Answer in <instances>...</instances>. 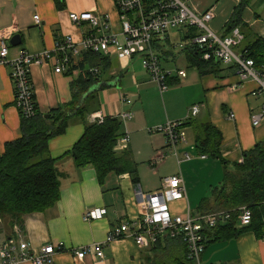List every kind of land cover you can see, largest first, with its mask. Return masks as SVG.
Returning a JSON list of instances; mask_svg holds the SVG:
<instances>
[{"label": "crops", "instance_id": "crops-1", "mask_svg": "<svg viewBox=\"0 0 264 264\" xmlns=\"http://www.w3.org/2000/svg\"><path fill=\"white\" fill-rule=\"evenodd\" d=\"M188 4L199 14L212 10L210 28L218 35L225 34L229 22L239 13L238 27L245 37L242 45L252 46L257 40L264 41V0H189ZM85 12L99 16L107 14L110 32L120 33L119 16L113 0H0V45L4 43L7 46V59L14 60L21 52L30 55L49 53V58L43 63L30 67L37 111L41 115H50L57 110L66 113L75 108L74 97L78 93L75 83L95 66L93 55L83 53L77 59L73 72H54L56 42L70 36L80 43L91 31L89 24L75 25L69 18L70 13ZM36 15L39 24L33 19ZM15 35L19 36V44L11 45ZM179 55L175 58L164 50L159 51V57L163 56L168 62L163 68L173 71V74L176 70L186 72L183 79L171 75L169 88L161 94L150 81L138 57L120 59L111 50L108 70L103 73L98 68V83L90 87V90L97 91L98 109L92 108L88 114L110 118L131 112L132 118L123 122V130L129 137V150L133 153L134 138L144 135L154 151L152 155H159L149 162L150 176H142L137 168V185L128 175L113 173L99 184L93 169H77L73 158L67 154L82 136L85 126L79 117H71L66 122L65 131L48 143L49 156L56 160L60 198L53 208L23 217L20 231L32 252L36 253L46 244L60 242L67 250L56 253L50 264L152 263L154 254L150 245L139 248L129 237L105 246L103 259L87 255L83 260H77L70 250L103 242L113 227L122 222L138 221L149 207L141 195L145 198L158 193L163 180L173 175L182 177L186 199L168 203L169 209L173 214L187 211L199 214L202 199L209 197L211 189L221 182L223 167L217 160L209 162L208 158L201 159L195 149V125L209 123L220 133V152L229 165L240 163L244 152L264 141V120L253 126L251 119L260 113L264 105V94L251 95L257 89V83L251 79L240 81L235 70L222 63L217 64L216 70L210 71V74H201L197 68L188 66L183 54ZM172 61L177 65L175 70L168 66ZM99 85L105 87L98 89ZM14 95L9 68L0 65V155L6 143L22 136V120ZM122 96L131 99V104L124 103ZM193 106L198 107V113L190 117ZM230 113L234 115L233 119L229 118ZM166 122L188 124L183 129L186 144L178 148L181 159L179 153L175 157L176 173L162 177L159 173L164 157L159 150L166 146L165 137L160 132L147 134L146 129ZM185 153L192 155L191 160H184ZM198 170H201L199 173L208 171L210 177L200 179ZM205 181L208 182L202 184ZM159 202L161 200L151 201ZM89 210L102 213L101 218L83 221V215ZM15 227L18 226L14 224L10 228L8 220L0 221V244L9 238ZM160 246L168 252L182 248L178 240L165 234L161 237ZM21 264L31 263L25 261ZM201 264H264V239H256L252 232H243L229 241L209 244L202 254Z\"/></svg>", "mask_w": 264, "mask_h": 264}, {"label": "built area", "instance_id": "built-area-1", "mask_svg": "<svg viewBox=\"0 0 264 264\" xmlns=\"http://www.w3.org/2000/svg\"><path fill=\"white\" fill-rule=\"evenodd\" d=\"M189 0H113L119 15V34L111 33L109 16H99L90 12L70 13L69 18L75 25L87 23L91 31L87 33L80 43L75 42L72 37L65 36L55 44V73L65 70L74 71L77 59L83 53L109 55L113 50L120 59L130 60L138 57L142 68L148 74L150 81L154 83L162 94L169 88L167 80L171 75L178 78L186 77L185 70L170 71L162 68L159 51L163 50V43L170 40V32L174 30L180 42L174 45L178 52H189L197 54L202 60L211 59L233 66L235 74L240 81L254 80L257 89L251 95L264 94V68L256 69L254 61L248 58L244 49H240L244 35L239 27H234L229 35L221 36L210 28L213 19L212 10L199 14L191 9ZM39 24V17H33ZM122 37V39H120ZM8 48L4 43L0 45V65L9 68L10 79L13 83L15 104L19 113L30 119L35 114L33 100V84L30 76L32 64H41L49 58L48 52L39 55H30L21 52L14 60H8ZM92 76H97V68L88 70ZM123 101L130 103L127 96ZM198 113V107L193 106L190 117ZM123 121L129 120L130 112L119 116ZM230 119L234 115L230 113ZM104 118L90 114V123L102 122ZM252 125L257 126L264 120V105L259 114L252 116ZM181 122H166L164 125L149 129V132H160L164 134L167 145L173 149L174 155L178 157V148L186 144V139ZM127 137L121 139L126 146ZM206 156H201L205 159ZM184 160H191V156L184 154ZM148 211L135 223L122 222L113 227L105 240L100 243L90 244L84 247L70 250L77 260H83L87 255H93L99 259L104 258V247L116 240L126 237L132 238L139 248L147 247L156 242L159 235L166 234L172 239L179 240L185 247L188 258L194 264H201V256L205 250V232L216 228L219 224L229 219L228 213L214 212L211 214L193 215L189 211L184 214H173L168 203L186 199L184 181L180 175L165 178L161 190L145 198ZM161 200L159 203L151 201ZM89 210L83 215V221L88 222L101 218L102 213ZM240 227L248 226L251 222V212L247 207H241L238 214ZM15 237L4 240L0 244V264H21L28 261L31 264H50L53 256L67 250L63 243H49L41 247L36 253L32 252L30 245L23 238L18 228L14 229Z\"/></svg>", "mask_w": 264, "mask_h": 264}, {"label": "trees", "instance_id": "trees-1", "mask_svg": "<svg viewBox=\"0 0 264 264\" xmlns=\"http://www.w3.org/2000/svg\"><path fill=\"white\" fill-rule=\"evenodd\" d=\"M239 18L237 13L222 36L229 35L231 30L239 25ZM241 48L247 57L254 61L256 69L264 68V41L257 40L254 45H241ZM89 54L93 55L95 68H101L103 73L108 70L109 55ZM181 54L185 56L188 66L197 68L201 74H210V71L216 70L215 67L220 64L214 59L204 61L195 53ZM96 77L98 75L92 76L87 71L84 77L75 83L78 90L74 97L75 108L66 113L57 110L48 117L39 114L34 92V116L27 119L19 113L22 120V136L6 143L4 152L0 155V221L8 220L10 228L16 224L19 231L22 230L25 215L43 213L53 208L59 200V174L55 167L56 160L49 156L48 143L50 139L65 131L66 122L71 117H79L85 124L82 136L67 153L73 158L74 166L79 170L87 167L93 169L99 184L111 173L118 176L128 175L135 185L138 184V165L128 148L129 137L123 130L124 121L120 117H110L104 118L100 123L88 122L90 109H98L97 91L90 90L91 84L98 83ZM167 84L169 86L168 80ZM104 87L105 85H99L97 88ZM129 101L128 104H131V99ZM131 115L133 116L132 113ZM187 124L181 122L180 128L184 129ZM194 127L197 132L195 149L199 156L217 160L223 167L221 182L211 189L209 197L202 199L199 214H229V219L224 223L205 232V248L215 242L234 239L243 232H252L256 239L263 240L264 141L258 142L252 150L244 152L240 163L229 165L220 152V133L209 123L197 124ZM123 137L128 138L126 146L121 143ZM241 207H247L251 212V222L245 227H240L238 223ZM14 237L13 231L5 240ZM161 237L162 235H159L156 242L150 245L154 255L152 263L149 261L147 264H194L181 243V249L168 252L160 246Z\"/></svg>", "mask_w": 264, "mask_h": 264}, {"label": "rangeland", "instance_id": "rangeland-1", "mask_svg": "<svg viewBox=\"0 0 264 264\" xmlns=\"http://www.w3.org/2000/svg\"><path fill=\"white\" fill-rule=\"evenodd\" d=\"M169 37H170V40L163 43L164 44L163 50L165 53H167L169 55H173L175 58H177L180 56L179 55L180 52L175 50L174 45H176L180 42V38L177 36V34L174 30H172L170 32ZM160 60H161L162 68L167 66L168 62L163 56H160ZM139 63L141 64V61ZM168 66H172L171 68H173V70H175V68L177 67V65L174 64V61L170 62V65H168ZM152 128L153 127H151V129ZM146 133L147 134L149 133V128L146 129ZM152 133H156V132H152ZM134 144H135V147L134 148L132 147L133 153L132 152L131 153H132L133 160L137 163V165L139 167L138 173L140 172L142 176H150V173L148 171V169H150L149 162L155 157V155L157 156L159 154L152 155V154H154V151H153L152 147L150 146L147 138L144 135L136 136V138H134ZM159 152H162L163 157H164V162H162L160 164V173L159 174L162 177H168V176H171L174 173H176V171H175V170H177V162L175 159L176 156L174 155L173 149L167 145V142H166L165 148L160 149ZM178 153H179V151H178ZM180 157H181V155L179 153V159H181ZM167 159H168V161L166 162ZM208 159H209V162H215L214 159H211V158H208ZM199 171H201V170H198L197 173H199ZM207 173H208V171H206V173H204V172L199 173V178L200 179H203V178L208 179L210 177V174H207ZM207 182L208 181L202 182V184L203 183L206 184Z\"/></svg>", "mask_w": 264, "mask_h": 264}, {"label": "water", "instance_id": "water-1", "mask_svg": "<svg viewBox=\"0 0 264 264\" xmlns=\"http://www.w3.org/2000/svg\"><path fill=\"white\" fill-rule=\"evenodd\" d=\"M10 44L11 45H18L19 44V36L18 35L13 36L11 41H10ZM217 62H218V60H217ZM46 117H48V115H46Z\"/></svg>", "mask_w": 264, "mask_h": 264}, {"label": "bare ground", "instance_id": "bare-ground-1", "mask_svg": "<svg viewBox=\"0 0 264 264\" xmlns=\"http://www.w3.org/2000/svg\"><path fill=\"white\" fill-rule=\"evenodd\" d=\"M119 16V15H118Z\"/></svg>", "mask_w": 264, "mask_h": 264}]
</instances>
